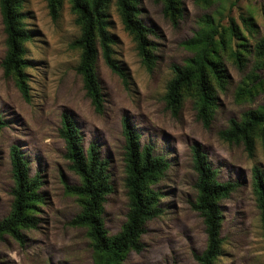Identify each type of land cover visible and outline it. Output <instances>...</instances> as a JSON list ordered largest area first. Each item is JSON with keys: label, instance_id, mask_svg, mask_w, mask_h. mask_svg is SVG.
I'll return each mask as SVG.
<instances>
[{"label": "rangeland", "instance_id": "obj_1", "mask_svg": "<svg viewBox=\"0 0 264 264\" xmlns=\"http://www.w3.org/2000/svg\"><path fill=\"white\" fill-rule=\"evenodd\" d=\"M114 2L108 4V30L114 38L113 57L126 70L127 82L123 83L99 55L96 72L104 98L101 113L93 109L75 70L80 49L70 43L79 36L80 26L74 21L68 0H62L55 19L49 15L46 0H22L21 11L32 35L24 43L27 99L14 79L3 74L1 60L6 46L0 16V114L6 121L0 129V218L7 214L11 202L12 145L20 148L30 174H38L43 195L38 224L24 231V243L9 236L0 238V264H92L86 229L69 224L80 206L65 185L78 184L79 178L69 169L64 141L58 134L64 112L79 127L83 146L93 141L109 158L113 190L106 195L102 218L110 235L118 232L128 209L121 118L126 116L140 141L153 145L169 162L162 178L151 185L159 192L162 212L145 223L140 238L142 249L128 252L122 264H197L194 254L205 248L206 234L202 217L191 207L197 177L193 145L205 153L217 180L238 183L228 197L218 202L221 243L214 264H264V236L252 187L254 165L264 176V147L256 137L249 157L242 144L228 143L218 136L230 118L238 119L243 111L264 104V84L256 88L254 96L235 99L236 87L252 68L254 56H250L243 71L227 61L230 81L219 92V106L208 127L196 118L190 97L183 98L176 116L166 109L163 99L172 76L171 65L182 64L192 55L182 41L193 35L201 15L212 14L223 25L232 18L248 43L253 44L264 35V0H212L207 7L195 0H181L183 14L176 25L163 15L162 2L140 0L139 16L154 29L149 38L154 42L156 59L150 72L141 64L135 41L123 28ZM245 18L255 23L256 32L247 28ZM256 72L257 81L264 80V65Z\"/></svg>", "mask_w": 264, "mask_h": 264}, {"label": "trees", "instance_id": "obj_2", "mask_svg": "<svg viewBox=\"0 0 264 264\" xmlns=\"http://www.w3.org/2000/svg\"><path fill=\"white\" fill-rule=\"evenodd\" d=\"M74 21L80 26V34L70 46L80 49L76 72L81 76L83 89L97 113L103 110V93L96 72L99 55L106 66L117 74L123 83L127 82V72L113 57L114 38L108 30V4L111 0H68ZM163 4L162 13L172 25L182 17L181 0H155ZM49 15L55 19L62 0H46ZM207 7L212 0H195ZM140 0H115L123 28L135 41V48L141 64L147 71L155 65L154 42L149 34L152 27L140 18ZM22 0H0V16L5 34L6 51L1 60L3 74L14 79L23 98H28V85L25 67L24 43L31 39L21 11ZM250 31L256 32L255 23L245 18ZM182 45L192 53L182 64H172V76L167 81L163 99L165 107L176 116L185 96L192 99L196 118L203 127H208L219 106V92L225 90L230 81L227 61L243 71L250 56H254L252 68L239 81L235 99L254 96L256 88H262L264 80H258L257 70L264 64V35L253 44L243 35L231 18L227 25L212 14H203L197 20V29ZM6 121L0 114V129ZM124 138L123 164L124 187L127 197L125 220L118 232L108 234L102 214L106 195L111 193L109 158L100 152V146L90 142L82 144V134L73 117L62 113L58 134L64 141V157L79 178V183L65 185L68 193L76 196L79 212L69 224L86 229L91 248L92 264H122L130 251H140L141 235L145 223L161 214L158 205L159 192L151 185L158 182L169 166L167 157L155 151L150 143L140 141V136L130 120L121 118ZM218 136L228 143L242 144L247 156H252L255 138L264 147V104L243 111L240 117L230 118L227 126L220 129ZM193 168L196 172L195 200L192 209L202 217L206 234V245L200 253H195L197 264H214L220 252V227L222 214L219 200L228 197L238 185L237 182H221L210 166L205 153L199 146L191 147ZM12 186L11 202L5 216L0 218V238L9 236L19 244L24 243V231L35 228L39 221V206L43 202L40 191L41 180L38 174L31 175L28 163L20 148L12 145L9 151ZM252 187L260 212V224L264 236V176L256 165L252 168Z\"/></svg>", "mask_w": 264, "mask_h": 264}]
</instances>
